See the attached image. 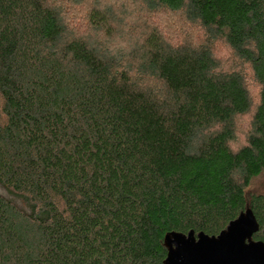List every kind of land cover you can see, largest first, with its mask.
Segmentation results:
<instances>
[{
	"label": "trees",
	"instance_id": "trees-1",
	"mask_svg": "<svg viewBox=\"0 0 264 264\" xmlns=\"http://www.w3.org/2000/svg\"><path fill=\"white\" fill-rule=\"evenodd\" d=\"M263 173L264 0H0V264H162L246 208L264 242Z\"/></svg>",
	"mask_w": 264,
	"mask_h": 264
},
{
	"label": "water",
	"instance_id": "water-1",
	"mask_svg": "<svg viewBox=\"0 0 264 264\" xmlns=\"http://www.w3.org/2000/svg\"><path fill=\"white\" fill-rule=\"evenodd\" d=\"M259 224L246 208L217 236L202 232L165 234L162 264H264V242L254 241Z\"/></svg>",
	"mask_w": 264,
	"mask_h": 264
},
{
	"label": "rangeland",
	"instance_id": "rangeland-1",
	"mask_svg": "<svg viewBox=\"0 0 264 264\" xmlns=\"http://www.w3.org/2000/svg\"><path fill=\"white\" fill-rule=\"evenodd\" d=\"M130 9L138 13L141 12L138 4L132 5ZM142 13L143 14L140 15V18L141 17L144 18L143 20L144 22H142V24L146 23V25L148 24V26L157 27L158 29H160V31L164 33L165 37L172 44H176L178 43V41H182L183 39L184 40L189 38L194 39L199 34L197 30L186 24L183 21V18L181 16L179 17V15L177 14L166 13V12L165 13L161 12L158 14H146L145 12ZM65 15L68 16L70 20L74 19L73 13H70V11H66ZM76 18L77 16H75L74 21H76ZM127 23L129 25L130 20H127ZM217 49H218L217 56L219 57L218 59L221 63V66L224 69L229 68L231 65L228 62L229 58L227 55V50L223 46H220ZM251 90H252V94H255L257 91L253 85H251ZM252 114L253 111H251L249 114L245 116L237 118V120L235 121L234 127L236 129L237 136H236V140L230 145V147L233 150H236L244 145L246 136L250 129ZM250 192L253 193L254 195H264V173L261 174L258 178L253 180L250 186Z\"/></svg>",
	"mask_w": 264,
	"mask_h": 264
}]
</instances>
